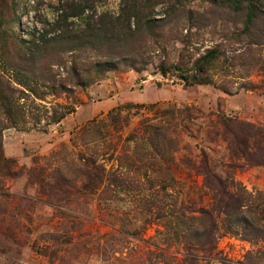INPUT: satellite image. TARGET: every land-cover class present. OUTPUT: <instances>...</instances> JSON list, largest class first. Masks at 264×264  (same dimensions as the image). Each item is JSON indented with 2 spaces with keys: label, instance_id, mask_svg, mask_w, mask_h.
<instances>
[{
  "label": "rangeland",
  "instance_id": "rangeland-1",
  "mask_svg": "<svg viewBox=\"0 0 264 264\" xmlns=\"http://www.w3.org/2000/svg\"><path fill=\"white\" fill-rule=\"evenodd\" d=\"M58 1L17 0L22 12L18 33L26 37L45 5ZM119 4L120 0H107L106 7L116 11ZM186 8L194 10L193 20L187 12L176 11L156 35L137 36L127 47L145 52L149 61L145 70L121 65L87 88L76 87L72 97L47 94L36 103L21 99L29 115L15 126L0 103V145L12 160L0 170V264L143 263L145 253L153 249L149 244L157 241L154 237L163 228L150 224L135 238L124 236V212L138 203L142 189L124 191V185L105 186L106 181L99 188L84 187L81 174L86 156L100 164L106 176L117 170L114 174L124 177V161L136 156L130 134L144 128V119L158 121L160 114L165 126L180 138V150L174 153L180 165L174 171L183 198L190 196L195 206L211 203L204 176L181 162L187 156L201 164L203 153L211 169L223 178L234 177L249 190H264V163H254L264 156V19L257 29L260 41L255 38L251 43L237 35L243 17L206 0L188 1ZM166 9L167 5H159L156 17H163ZM216 46L222 58L209 70L212 83L186 84L182 75L195 74V61ZM164 59L181 69L173 66L163 76L157 65ZM13 74L0 61V90L6 94H12L9 85L17 86ZM102 82L107 87L99 95L90 91ZM57 103L74 105L75 110L60 123L43 119L34 123L31 116L38 112L37 106L43 113ZM187 106L192 108L189 118L168 113ZM156 111L161 112L159 116ZM220 116L234 120L228 129ZM243 135L250 141L251 160L232 151L234 136ZM218 245L221 260H200V264H264L263 241L252 243L225 234ZM249 251L255 256L246 258ZM175 255L182 259L181 253L165 252L163 262L154 261L175 264Z\"/></svg>",
  "mask_w": 264,
  "mask_h": 264
},
{
  "label": "trees",
  "instance_id": "trees-1",
  "mask_svg": "<svg viewBox=\"0 0 264 264\" xmlns=\"http://www.w3.org/2000/svg\"><path fill=\"white\" fill-rule=\"evenodd\" d=\"M188 1L194 0H120L115 11L106 7L107 0H59L46 4L36 25L26 33V37H22L18 33L22 12L17 7V0H0V61L13 70V81L18 86L9 85L8 90L12 94L0 90L2 112L13 126L19 125L29 115L21 99L31 98L36 103L47 94L72 97L76 87L87 88L121 65L138 72L145 70L149 63L145 52L140 54L136 50H127V47L137 36L156 35L176 11L187 12L189 20H193L194 10L186 8ZM206 1L243 17L238 38L249 39L251 43L255 38L260 41L262 34L257 29L259 21L264 19V0ZM159 5H167L168 9L163 17L157 18L155 9ZM31 8L37 9L35 5ZM38 23L42 25L40 28ZM221 58L219 46L209 48L195 61V74L182 75V79L190 85L212 83L209 70ZM173 66L174 70L181 69L178 64H169L165 59L158 63L157 69L167 76ZM74 108V105L57 103L51 111L45 108L42 113L37 106L38 112L31 118L36 125L42 119L48 124L60 123ZM191 111L192 108L187 106L168 113L173 117L177 112L179 116L189 118ZM160 113L156 111L157 116ZM42 114H45L44 118ZM153 120L144 119V128L130 134V139L136 142V156L130 155L124 161V177L114 174L117 170L106 176L101 165L86 156L81 174L84 187L92 185L99 188L106 181L105 186L124 185V191L142 189L138 203L124 212V236L135 238L150 224L163 229L155 235L157 241L149 244L153 249L145 253L141 264H158L154 259L163 262L165 252L181 253V260L175 255L178 259L175 264L221 260L218 258L221 253L218 242L225 234L240 236L252 243L264 242V190H249L234 177L223 178L215 173L205 153V158L198 165L184 156L182 164L204 176V185L211 195L210 204L195 206L193 198L181 196L183 189L174 171L180 165L174 157V153L180 150V138L175 130L170 131L165 126L161 114L158 121ZM233 121L220 116V122L226 129ZM234 137V155L251 160L248 136ZM254 161L257 165L263 164L264 156ZM11 162L0 145V170ZM138 221L141 225H136ZM253 254L249 251L246 258L253 257Z\"/></svg>",
  "mask_w": 264,
  "mask_h": 264
},
{
  "label": "crops",
  "instance_id": "crops-1",
  "mask_svg": "<svg viewBox=\"0 0 264 264\" xmlns=\"http://www.w3.org/2000/svg\"><path fill=\"white\" fill-rule=\"evenodd\" d=\"M105 87H107V82L98 83L96 86H92L90 88V91L95 92L96 95H99L98 92L104 89Z\"/></svg>",
  "mask_w": 264,
  "mask_h": 264
},
{
  "label": "built area",
  "instance_id": "built-area-1",
  "mask_svg": "<svg viewBox=\"0 0 264 264\" xmlns=\"http://www.w3.org/2000/svg\"><path fill=\"white\" fill-rule=\"evenodd\" d=\"M146 81H147V80L145 79V80L143 81V83H146Z\"/></svg>",
  "mask_w": 264,
  "mask_h": 264
}]
</instances>
